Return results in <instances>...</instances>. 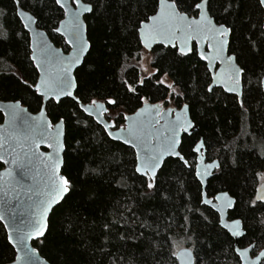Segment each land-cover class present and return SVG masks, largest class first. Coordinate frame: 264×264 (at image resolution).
<instances>
[{"label":"snow or ice","instance_id":"1","mask_svg":"<svg viewBox=\"0 0 264 264\" xmlns=\"http://www.w3.org/2000/svg\"><path fill=\"white\" fill-rule=\"evenodd\" d=\"M13 2L22 30L12 33L0 23V42L15 37L28 44L27 58L34 68V78L31 83L20 76L17 80L31 90L39 106L37 115H31L22 107L21 100L0 106L4 117L0 127V162L11 163L21 170L19 180L10 170L0 173V221L10 211V197L17 201V209H28L19 213L12 210L14 216L19 215V221L14 235L9 233L7 241L20 253L14 254L13 264H37L38 253L29 247V242L45 236L48 213L73 189L72 181L61 174L66 153L65 117L61 115L55 122L48 118V110L61 108L68 109V123L82 129H98L102 134L98 143L106 148L122 146L131 157L125 162L130 165V174L107 170L108 161L118 162L114 155L105 157L103 154L98 160L94 159V166L83 170L85 182L107 177L105 182L113 190L128 189L129 179L136 185V197H129L135 199V205L124 202L122 209L117 207V218L102 225L101 235L106 238L99 246L101 251L108 243L107 234L116 228L121 240L147 242L148 254H154L158 247L156 237L161 236V231L158 225L153 227L147 223L149 219H156L155 210H150L148 205L157 198L172 199L173 183L167 177L161 179L171 161L181 174L178 178L181 184L187 177L192 178V194H187V188L177 189L193 205L187 212L198 215L201 226L222 240V251L231 254L235 264H264V141L259 144L254 141L259 166L249 164L251 191L245 186L237 193L234 186L239 183L237 173L243 161L236 155L224 164L207 158L209 145L203 137H193L196 124L189 104L182 103L187 89H179L176 79L184 68L189 80L195 81L194 87L205 94L202 100L206 101L208 94L215 95V90L220 88L243 112L248 111L245 85L248 91L264 95V74L254 82L246 76V64L242 61L247 53L240 46L239 38L234 37V27L210 14L213 0H148L144 7L151 5L150 14L135 18L130 30L124 26L125 54L111 70L115 87L103 93L93 91L74 72L86 63L85 58L93 49L86 21L103 18L111 0H53L59 16L51 31L71 49L68 55L52 47L45 33L33 30L41 14L35 5L29 7L21 0ZM126 2L131 4V0ZM136 2L139 4L140 0ZM254 3L259 16L255 23L249 18V27L260 30L259 43L264 44V0H254ZM232 7L233 2L229 0L223 12L229 13ZM5 15L0 9V17ZM255 36L256 32L250 30L249 52L256 47ZM154 45L161 46L159 62L153 56ZM194 59L191 68L195 76L187 68ZM185 136L193 137L187 152ZM41 146L50 152H39ZM29 180L32 183H28ZM213 181L210 190L209 184ZM22 196L25 199H21ZM258 212L262 215L257 218ZM250 216L252 223H249ZM174 225L175 219L170 217L165 224L169 235L164 237L163 245L168 248L171 264H210V260L195 250L197 243L203 245L205 241L193 238L188 216L175 225L178 231L173 233ZM137 227L150 230L151 240L145 231L137 234ZM39 264L46 262L39 261ZM113 264H135V257L122 255Z\"/></svg>","mask_w":264,"mask_h":264},{"label":"trees","instance_id":"2","mask_svg":"<svg viewBox=\"0 0 264 264\" xmlns=\"http://www.w3.org/2000/svg\"><path fill=\"white\" fill-rule=\"evenodd\" d=\"M147 2L148 0H140L137 4L136 0H131L129 4L126 0H111L103 18H89L86 21L93 49L91 55L85 58L86 63L82 64L75 74L78 73V79L85 81L93 91L103 93L115 87L111 70L125 54L127 44L124 26L126 25L130 30L135 18L146 13L150 14L151 5L149 4L148 8L144 7ZM232 2V9L229 13H225L223 8L227 6L229 0H213L210 14L219 22L234 27V37L239 38L240 46L247 53L242 61L246 64V76L254 82L258 76L264 74V44L259 43L260 30L250 29L249 18L252 23H255L259 14L255 10L254 0H232ZM21 3H27L29 7L35 5L41 13L38 16L37 28L43 30L56 47L67 53L69 48L63 43V39L51 31L59 16L53 0H21ZM14 7L13 0H0V9L6 13L5 16L0 17V23L6 25L12 33L22 30ZM250 30L256 32L253 39L257 41L255 49L251 52L248 51ZM235 43L236 40L233 39V44ZM160 48V45L153 48V56L158 62ZM29 54V46L24 40L14 37L7 42H0V100L4 102L21 100L22 105L29 112L36 113L39 106L33 99L31 90L17 80V76H20L31 83L34 78V68L27 58ZM193 63L195 59L188 63L189 70H192ZM192 71L195 76V70ZM176 79L179 89H187L182 103L189 104L191 118L199 128L198 132L193 133V137H203L206 140L209 145L206 156L209 160H219L224 164L229 162L232 156H238L243 164L237 173L240 180L238 185L234 186V190L240 193L241 189L247 186L250 192L253 184L249 164L253 167L259 166L258 158L254 154V141L256 144L264 141V95L255 90L248 91V86L245 85V105L248 111L243 112L228 97V94L220 89L215 90V95L208 94L206 101L202 100L201 96L205 94L201 89L194 87L195 81L189 80L184 68H181ZM200 83L202 86L203 81ZM121 111L124 109L122 108ZM128 114H131V111H128ZM61 115L66 121L65 164L61 168V174L72 181L73 189L52 210L45 236L32 242L34 248L49 264H113V261L119 260L122 255L134 256L135 264H171L168 248L163 246L164 237L169 235L165 224L169 222L170 217H173L175 225H179L183 222L184 216H188L192 225L193 238L198 237L199 240L205 241L203 245L197 243L195 249L202 257L210 260V264H235L231 254L226 255L222 251V240H218L214 233L201 226V219L198 215L187 212V208L193 205L184 198V193L178 192L177 189L187 188V194H192L194 192L192 178L187 177V180L181 184L178 179L181 174L177 171L176 164L171 161L167 163L161 179L167 177L173 183L172 199L164 201L157 198L148 205L150 210H155L156 219L155 221L149 219L147 223L153 227L158 225L161 231V236L156 237L158 247L154 249V254H148L149 244L147 242L136 240L133 243L132 239L121 240L116 228L107 234L108 243L104 246V251H101L99 246L104 244L106 238L101 235L102 225L106 221L117 218V207L122 209L124 202L135 205V199L129 197H136V185L132 179H129L128 189L113 190L105 182L107 177L105 180L96 178L85 182L83 170L94 166V159L98 160L103 154L105 157L114 155L118 162L108 161L107 170L114 173L118 170L130 174V165L125 162L130 161L131 157L122 150V146H109V150L103 144L98 143L102 135L98 129L95 131L82 129L81 126L68 123L67 108L48 110V117L54 122ZM193 137L185 136V152ZM77 141L80 143L77 144ZM255 150L258 151V149ZM213 183L214 181L209 184L210 190ZM118 202H120L119 205ZM260 215L262 214L259 212L255 214L257 218ZM252 221L253 217L250 216L249 223ZM175 225L171 230L173 233L178 231ZM136 230L137 234L145 231L151 240L150 230L138 227ZM120 232L123 233V229H120ZM209 244L213 247L209 248ZM206 253L209 255L206 256ZM14 254L0 223V264L12 262Z\"/></svg>","mask_w":264,"mask_h":264},{"label":"water","instance_id":"3","mask_svg":"<svg viewBox=\"0 0 264 264\" xmlns=\"http://www.w3.org/2000/svg\"><path fill=\"white\" fill-rule=\"evenodd\" d=\"M33 30H34V31H39V32H43V33H45L43 30L38 29L36 25L33 26ZM29 35H30V34H29ZM45 39L48 40V42L52 45V47H54V48H59V47H56V46L52 43V41L49 39V37H48V35H47L46 33H45ZM154 46H158V45H154ZM59 49L63 52L64 55H68V54L71 52V49H70V48H69V50H68L67 53H65L61 48H59ZM76 70H77V69H76ZM76 70H75V72H76ZM75 72H74V75H75ZM217 89H220V88H217ZM220 90H222V89H220ZM222 91H223V90H222ZM7 103H11V102L0 101V106H3L4 104H7ZM22 107H24V106L22 105ZM25 108H26V107H25ZM27 110H28V109H27ZM28 112H29V110H28ZM29 113H30L31 115H37V114H38V112H36V113H31V112H29ZM1 114H2V113H1ZM2 115H3V114H2ZM129 115H130V114H129ZM48 118H49V117H48ZM3 124H4V117H3V121L0 123V127H2ZM198 130H199V128L196 126V128H195L194 131H193V133L198 132ZM38 151L47 154V153L50 152V149H48V148H46V147H44V146H41V147L38 149ZM0 165L3 166V168L0 169V173L5 172L6 170H10V171H12V173H13V177H14L15 179H17V180L20 179V176L18 175V173H19L21 170L18 169L15 165H13V164H11V163H9V164H3L2 162H0ZM37 179H39V178H37ZM22 183H23V182H22ZM28 183H32V181L29 180ZM21 199H25V197L22 196ZM61 201H62V200H61ZM61 201H60L59 203H61ZM28 203H31V202L28 201ZM59 203H57L56 205H54L53 208L51 209V211L48 213L47 223H48V218H49V216H50L52 210H53V209H54ZM16 204H17V201H16L14 198H11V197H10V211L8 212V214H6L5 219H4L3 221H0V223L2 224V226H3L4 230H5L6 237L8 236L9 233H12V234L14 235V228H15V225H16V223H18V221H19V215L17 214V215L14 216V215L12 214V210H15L17 213H19L20 211H25V212L28 211V209H27L26 207H22V208L17 209V208H16ZM5 225H8V227H5ZM41 238H42V237H41ZM35 240H36V239H33V240H31V241L29 242V247L34 248V246L32 245V242L35 241ZM9 245H10V244H9ZM10 246H11V245H10ZM11 247H12V246H11ZM12 248H13V247H12ZM13 250H14V253H15L16 255L20 254V253L16 252V250H15L14 248H13ZM36 251H37V250H36ZM37 253H38L37 264H39V261H44V262H46V264H49V263H48V262H47V261H46V260L40 255V253H39L38 251H37ZM7 264H13V261L10 262V263H7Z\"/></svg>","mask_w":264,"mask_h":264},{"label":"flooded vegetation","instance_id":"4","mask_svg":"<svg viewBox=\"0 0 264 264\" xmlns=\"http://www.w3.org/2000/svg\"><path fill=\"white\" fill-rule=\"evenodd\" d=\"M1 101V100H0ZM3 121V115L0 113V123ZM1 166V168L0 169H2L3 168V166L2 165H0Z\"/></svg>","mask_w":264,"mask_h":264}]
</instances>
